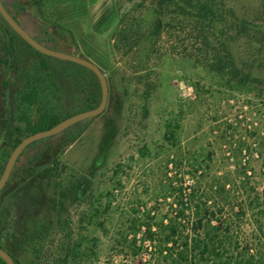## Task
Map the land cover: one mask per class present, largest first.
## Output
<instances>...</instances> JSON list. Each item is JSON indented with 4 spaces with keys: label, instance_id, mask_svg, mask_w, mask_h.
Here are the masks:
<instances>
[{
    "label": "rangeland",
    "instance_id": "rangeland-1",
    "mask_svg": "<svg viewBox=\"0 0 264 264\" xmlns=\"http://www.w3.org/2000/svg\"><path fill=\"white\" fill-rule=\"evenodd\" d=\"M137 1L44 0L43 12L28 9L47 25L64 27L60 33L51 32L61 44L48 45L77 53L108 72L109 97L104 112L62 148L59 171L53 175L41 171L30 179L28 196L37 199V204L21 223L22 234L15 227L14 210L8 202L16 200L17 194L8 188L0 195V244L25 263L34 262L37 247L43 250L40 260L50 264L54 258L65 257L61 245L65 249L84 234L98 238L97 256L79 264H141L147 255H136L123 241L133 211L144 202L157 208V213H165L167 205L159 206L155 198L172 167L167 165L169 160H182L185 169L196 159L207 170L202 184H208L214 175L229 182V198L217 216L231 225L240 247L250 248L264 262V213L258 199L264 190V44L256 63L262 66L252 68L260 72L261 82L252 91L231 90L183 57V48L189 43L183 42L187 31L179 32L177 38L165 35L155 48L145 42L128 52L114 49L120 20ZM229 3L264 25V0ZM21 20L29 24L25 18ZM5 26L0 17V40ZM49 38L44 33L38 36ZM232 51L239 64L256 57L245 39L233 43ZM5 75L0 70V155L6 143ZM140 75H144L143 82H138ZM51 102L47 93L40 104ZM40 146L27 149L21 164ZM117 164H122L118 175L114 174ZM83 179L88 188L82 199L76 196L73 184ZM119 180L120 190L111 209L97 220H84L90 201L101 195L105 205L108 191ZM185 181L193 182L187 176ZM100 221L104 224L97 223Z\"/></svg>",
    "mask_w": 264,
    "mask_h": 264
},
{
    "label": "trees",
    "instance_id": "trees-1",
    "mask_svg": "<svg viewBox=\"0 0 264 264\" xmlns=\"http://www.w3.org/2000/svg\"><path fill=\"white\" fill-rule=\"evenodd\" d=\"M229 2L138 0L129 12L123 14L114 36L113 48L127 49L128 52L145 42H150L155 48L165 35L177 38L180 37L179 32L187 31L188 36L183 40L189 42L183 48L185 59L203 68L231 90L252 91L261 82L260 72H254L252 68L262 66L256 63L263 50L264 25L240 14ZM3 3L21 23L19 17L28 9L43 12L44 0H3ZM0 17L6 24L0 40V70L4 69L6 73L3 85L9 90L12 108L4 123L6 143L0 155L1 177L12 150L23 138L49 129L78 112L97 107L102 99V87L92 69L40 52ZM29 18L34 23L30 32L34 38L51 48L55 47L47 42L61 44L51 32L60 33L64 27L47 25L34 14H30ZM40 33L51 38L38 39ZM239 39H245L248 49H253L254 53L251 54L256 56L255 59L239 64L232 51V44ZM255 42L261 45L257 47ZM102 70L108 80V72ZM143 81L144 75L138 76V82ZM47 93L51 95L52 102L41 105ZM94 118L77 122L58 134L30 143L26 149L37 144L41 146L28 162L21 164V156L26 151L18 158L8 182L0 191L2 195L9 188L17 194L16 200L9 199L8 202L14 210L13 219L18 232H22L23 219L37 204V199L28 196L30 179L41 171L49 175L57 173L62 148L75 141ZM169 164L172 167L166 171L161 192L155 198L159 206L167 205L166 212L157 213V208H149L143 202L138 210L133 211L131 223L123 235V241H127L136 255L142 252L147 255L141 264H207L209 261L214 264H264L250 252V248L239 246L231 225L217 216L222 214L225 208L223 203L229 198V182L214 175L208 184H202L207 170L196 159L186 164L185 169L182 160L177 162L172 159ZM121 170L122 164H117L114 174L118 175ZM13 175L17 176L14 183L11 181ZM186 176L191 177L193 182L187 184ZM73 185L76 196L83 199L88 188L86 180H78ZM119 186L120 180L108 191L109 199L105 205L102 204L101 195L91 200L84 220H97L108 212L120 190ZM258 199H261L264 213V190ZM97 223L104 224L102 221ZM64 245L61 248L66 252L65 257L54 258L50 264H64L67 261V264H79L97 256L98 238L93 236L83 234L78 241L66 245L65 249ZM42 255L43 250L36 247V261L25 263L12 254L17 264H46L40 260ZM0 264L7 262L0 257Z\"/></svg>",
    "mask_w": 264,
    "mask_h": 264
},
{
    "label": "water",
    "instance_id": "water-1",
    "mask_svg": "<svg viewBox=\"0 0 264 264\" xmlns=\"http://www.w3.org/2000/svg\"><path fill=\"white\" fill-rule=\"evenodd\" d=\"M0 15L14 28L16 32H18L30 45H32L34 48L39 50L40 52L44 54H48L54 57H58L63 60H70L77 62L79 64H82L84 66H87L88 68L92 69L97 76L99 77L101 87H102V99L100 104L92 109L84 110L81 112H78L72 116H69L53 127L45 130H40L36 133L30 134L23 138L21 142L13 149L12 153L10 154V157L7 161V164L5 166V169L0 177V190L6 185L11 172L14 168V165L18 159V157L22 154V152L25 150V148L32 142L40 140L42 138H46L55 134H58L65 130L66 128L72 126L73 124L94 118L101 113L104 112L107 106L108 97H109V84L107 80L106 74L103 72V70L94 63L93 61L82 57L78 54L58 50L55 48H51L41 42H39L36 38H34L30 32L22 25L20 24L9 12L7 7L4 5L3 0H0ZM0 257H2L7 264H17L16 260L13 258L12 254L6 250L5 248L0 246Z\"/></svg>",
    "mask_w": 264,
    "mask_h": 264
},
{
    "label": "flooded vegetation",
    "instance_id": "flooded-vegetation-1",
    "mask_svg": "<svg viewBox=\"0 0 264 264\" xmlns=\"http://www.w3.org/2000/svg\"><path fill=\"white\" fill-rule=\"evenodd\" d=\"M25 18L26 20H28V22H29V24L28 25H25L23 22H22V20H21V18ZM30 17V13L28 12V10L25 12V13H23V14H21V16L19 17V19L21 20V23H22V25L29 31V32H31L32 31V29H33V27H34V23L32 22V20L29 18ZM20 23V24H21ZM75 54V53H74ZM81 56V55H80ZM6 91H8L9 92V90L8 89H6ZM4 101H5V104H6V112H7V117H6V119L10 116V114H11V111H12V108H11V101H10V98H9V94L8 95H6V93H5V96H4ZM5 119V120H6ZM27 148V147H26ZM25 148V150L22 152V154L27 150ZM13 151V150H12ZM12 153V152H11ZM21 154V155H22ZM20 155V156H21ZM19 156V157H20ZM18 157V158H19ZM18 160V159H17ZM7 164V163H6ZM17 164V161H16V163H15V165ZM15 165H14V167H15ZM14 169V168H13ZM12 172H13V170H12ZM12 172H11V174H12ZM11 176V175H10ZM10 178V177H9ZM9 180V179H8ZM8 182V181H7ZM3 189V188H2ZM1 189V190H2ZM0 190V191H1ZM0 246L1 247H3L1 244H0ZM4 248V247H3ZM6 249V248H5ZM7 250V249H6ZM10 252V251H9ZM11 253V252H10ZM12 254V253H11ZM14 258V257H13Z\"/></svg>",
    "mask_w": 264,
    "mask_h": 264
},
{
    "label": "built area",
    "instance_id": "built-area-1",
    "mask_svg": "<svg viewBox=\"0 0 264 264\" xmlns=\"http://www.w3.org/2000/svg\"><path fill=\"white\" fill-rule=\"evenodd\" d=\"M187 177H189V176H187Z\"/></svg>",
    "mask_w": 264,
    "mask_h": 264
}]
</instances>
